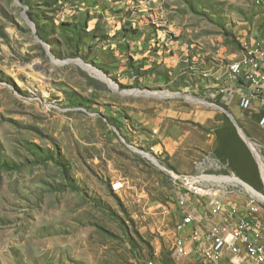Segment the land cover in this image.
I'll return each instance as SVG.
<instances>
[{"label":"rangeland","instance_id":"374dc122","mask_svg":"<svg viewBox=\"0 0 264 264\" xmlns=\"http://www.w3.org/2000/svg\"><path fill=\"white\" fill-rule=\"evenodd\" d=\"M145 11L168 43L146 69ZM263 29L264 0H0V264H174L172 172L264 193V129L220 92Z\"/></svg>","mask_w":264,"mask_h":264},{"label":"built area","instance_id":"2783aa9c","mask_svg":"<svg viewBox=\"0 0 264 264\" xmlns=\"http://www.w3.org/2000/svg\"><path fill=\"white\" fill-rule=\"evenodd\" d=\"M242 49L244 64L235 67L220 92H229L228 82L233 81L231 88L238 96L239 107L257 115V125L264 129V45L251 44ZM171 176L179 182L178 213H184V222H176L172 241L174 264H264L263 205L249 196L242 204L225 200L222 191L226 193V188L235 186L234 181L206 178L222 175L200 171L172 172ZM115 183L123 188L120 180ZM139 264L165 263L148 259Z\"/></svg>","mask_w":264,"mask_h":264},{"label":"crops","instance_id":"0c3cea01","mask_svg":"<svg viewBox=\"0 0 264 264\" xmlns=\"http://www.w3.org/2000/svg\"><path fill=\"white\" fill-rule=\"evenodd\" d=\"M144 5H145L144 2H141L140 7L144 8L145 7ZM152 9L154 11V7H152ZM144 13L145 14H143V17L144 18L146 17V19L143 21V24H138V26L136 24V26H134V27H137V29H139L138 31H136V33H140V35L139 37L136 36L132 38L130 47H131V53L133 54V57H135L134 59L140 60L142 68L146 69V67L152 66L153 62H156V63L160 62V60L162 59L161 56L165 55V49H164L163 44L168 45V43H167V40L164 38L163 29L159 27V25H162V24H156L157 26L149 25V23H151L150 21L153 15L150 12L148 13L147 11H145ZM153 27H156V28L154 29ZM156 34L157 36H155ZM123 39H125V37H122L121 41ZM160 42H162L163 44H161ZM251 44L264 45V29L262 30V32H260V34L258 33L256 34V36H254V40H246V41L244 40L242 42V47L246 45H251ZM241 53H242V49H241ZM241 53H240V56H241ZM132 54H129V55L132 56ZM232 82L233 81L228 82L230 90L229 92L222 94L221 100L229 112H232L233 114H237L241 108L237 104L231 105L230 103L231 96L233 94H236L234 88H231ZM257 106L258 104L254 103V107L257 108ZM233 188L234 186L230 187V199H226L225 192L222 191L223 198L225 200H230V202H236L238 204H242L244 202V199L243 198L236 199L233 193L234 192Z\"/></svg>","mask_w":264,"mask_h":264},{"label":"bare ground","instance_id":"6f19581e","mask_svg":"<svg viewBox=\"0 0 264 264\" xmlns=\"http://www.w3.org/2000/svg\"><path fill=\"white\" fill-rule=\"evenodd\" d=\"M241 54L242 55H241L240 59L234 60V61H232L229 64L228 69H227V76H226L227 78H230L232 76V74L235 72V67H240L241 65L244 64V50L243 49H242V53ZM241 134H242V132H241ZM242 136L244 137V139L246 141L247 137H245L243 134H242ZM249 144L252 145L250 143V141H249ZM247 145H248V143H247ZM252 152H253V150H252ZM256 155H257L258 162H259L260 174H261V177H262L263 182H264V159L258 153H256ZM206 178H213L214 180H218V181H234V182H238V183L242 184L256 198L264 201V193H260L259 191H257L256 189L252 188L251 186H249L248 184H246L242 180L238 179L237 177H225V176H223V177H211L210 176V177H206ZM115 182L116 181L112 182L111 189L113 191H119L120 190V186L117 183H115ZM176 216H177V222H184V213H177Z\"/></svg>","mask_w":264,"mask_h":264},{"label":"water","instance_id":"95a60500","mask_svg":"<svg viewBox=\"0 0 264 264\" xmlns=\"http://www.w3.org/2000/svg\"><path fill=\"white\" fill-rule=\"evenodd\" d=\"M234 121V120H233ZM242 134L244 135V133L242 132ZM245 136V135H244Z\"/></svg>","mask_w":264,"mask_h":264},{"label":"trees","instance_id":"16d2710c","mask_svg":"<svg viewBox=\"0 0 264 264\" xmlns=\"http://www.w3.org/2000/svg\"><path fill=\"white\" fill-rule=\"evenodd\" d=\"M11 168H13V167H11ZM11 168H9V169H11Z\"/></svg>","mask_w":264,"mask_h":264}]
</instances>
